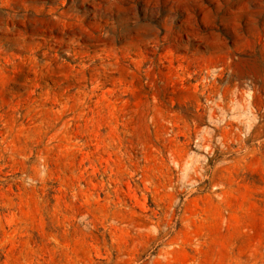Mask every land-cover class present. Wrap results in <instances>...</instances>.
Masks as SVG:
<instances>
[{
    "label": "rangeland",
    "instance_id": "1",
    "mask_svg": "<svg viewBox=\"0 0 264 264\" xmlns=\"http://www.w3.org/2000/svg\"><path fill=\"white\" fill-rule=\"evenodd\" d=\"M0 264H264V0H0Z\"/></svg>",
    "mask_w": 264,
    "mask_h": 264
}]
</instances>
